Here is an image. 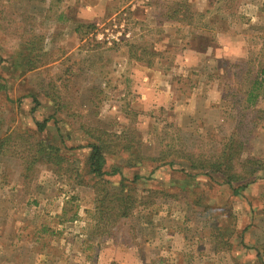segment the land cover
<instances>
[{
  "label": "rangeland",
  "instance_id": "obj_1",
  "mask_svg": "<svg viewBox=\"0 0 264 264\" xmlns=\"http://www.w3.org/2000/svg\"><path fill=\"white\" fill-rule=\"evenodd\" d=\"M172 1L0 0V190L16 182L0 192V264H264V178L235 195L220 185L228 163L210 169L229 147L238 171L264 160V83L246 103L264 81V0H189L193 25L162 15ZM230 45L248 57L222 59ZM196 46L217 61L192 60ZM29 57L42 66L29 70ZM212 86L219 103L205 100ZM93 137L126 179L128 218L101 219L121 176L107 185L88 173Z\"/></svg>",
  "mask_w": 264,
  "mask_h": 264
},
{
  "label": "trees",
  "instance_id": "obj_2",
  "mask_svg": "<svg viewBox=\"0 0 264 264\" xmlns=\"http://www.w3.org/2000/svg\"><path fill=\"white\" fill-rule=\"evenodd\" d=\"M169 4H171V7L168 8V10H166V12L162 14L165 16L166 19L187 25L194 24L197 13L194 11L189 0H173L172 3ZM89 28H93V26H90ZM81 29L82 27L80 26L77 28V30H79V34L81 33ZM130 48H131L130 55L132 59H134L137 62L145 63L148 67H151L153 65V62L150 59H146L145 57H143L142 54L139 55L137 51H134V49H136V46L133 45ZM193 49L201 52L205 51V47L200 48L196 46ZM149 55H151L154 58L158 57V53L155 52H153L152 54L150 53ZM26 65L29 70H34L42 66L38 64V62H36L35 59L28 60ZM260 75H264V68L261 69ZM263 83L264 81L260 79L259 76L254 80V83L249 93V97L246 101L247 106L256 105V102L261 95L258 90L263 89ZM34 110H36L35 107L33 111ZM50 119H46L43 123H37L39 132L45 131ZM108 136L110 137L112 136V134H109ZM113 136L117 137V139H120L121 137L115 134ZM93 139L95 140L90 142L88 145V148L90 149V154L87 159L88 173L93 175L99 181H103L107 185L111 184V182L106 178L118 176V175L121 176L122 175L121 169L119 167H112L110 170L106 168L107 157L109 154H111V152L106 150L108 149V147L104 148L103 146V143H105L104 139L96 138V137H93ZM40 147H41L40 150L42 152H45L43 145H41ZM232 149L234 148L229 147V149H227L226 151H222V153L218 157L219 158L218 162L216 164L211 165L210 169L213 170L215 173L217 172L221 175L224 172L223 167H225L226 166L225 164L228 163L229 166L225 168L226 169L225 172H227L226 173L227 179H225L220 185H227L228 187H232L234 194L237 195L251 183L258 181L261 178H264V176L260 174L262 171H264V160L248 159L245 162L240 161L237 163L238 164L237 166L238 167L240 166L241 171H238L237 169L234 168L235 166L232 167L230 164L231 161L233 160V157L237 155L235 152L232 151ZM53 152H54L53 147H50V150L48 148L47 156L51 157L52 155H54ZM60 160L61 159H59V161ZM188 161L190 162V166H189L190 168L198 169L201 170L202 172H205L207 170V165L204 162L198 164L190 160ZM130 162H132V165L134 166L142 161L139 159V161L135 162V160L130 159ZM169 165L172 166V163H170ZM181 171L184 173L185 169H182ZM153 173L154 171L152 172V174ZM185 173L187 176H189L187 172ZM206 175H208L207 177H209L210 179L212 178L208 173H206ZM140 179H141L140 176H135L132 182H137ZM125 181L126 179L123 176H121V181L119 183V187H120L119 193L115 195H110L111 193H109V191L107 190L105 192L104 197L99 200L100 206H98L97 209L101 215V219L105 220L107 218L108 221L109 220L116 221L121 218H128L131 216L132 207L130 206V204L132 203V201L130 200L131 196L128 194ZM234 182H241L243 184L237 185L235 187L233 185ZM125 191H127V193H125ZM219 234L222 235V231ZM225 244L227 245L229 244L228 240H226Z\"/></svg>",
  "mask_w": 264,
  "mask_h": 264
},
{
  "label": "crops",
  "instance_id": "obj_3",
  "mask_svg": "<svg viewBox=\"0 0 264 264\" xmlns=\"http://www.w3.org/2000/svg\"><path fill=\"white\" fill-rule=\"evenodd\" d=\"M69 2V0H67ZM73 1V0H71ZM74 1H77V0H74ZM68 2H64L63 3V6L64 4L68 3ZM70 4L68 5V8H70ZM71 11L76 15L77 17V14L79 13H76L73 11V9H77L76 7V4L75 5H72V8H70ZM71 19V18H70ZM69 18H67L66 20V24L70 23V20ZM77 19V18H76ZM78 25V24H77ZM79 26H77L78 28ZM76 31V34L79 35V30H74ZM74 34V33H72ZM72 35L69 34V38H68V43H69V40L72 39L71 37ZM244 45H242V48L243 50L242 51H239L238 49H236L234 46H221V52H220V56L222 59H227V60H233V61H238V60H245L247 57H248V54H249V50H246L244 51ZM228 48V49H227ZM188 55L191 57L192 60H194V58H204V60L206 62H210V63H214V61H217V56H216V53H213V50L212 48H209L207 51H197L193 48H191L188 52ZM219 57V56H218ZM187 61V60H186ZM219 86H212V87H209L211 88L210 90H208L207 92V95L205 96V100L208 99L209 101L213 102L214 104L215 103H219L222 99L221 95H220V89L218 88ZM213 104V105H214ZM1 184V183H0ZM4 185V184H3ZM5 187V190L4 188ZM0 190V192H5V191H9V193H14L16 191V182H12L10 181L9 184H7V186H3ZM21 191V189H20ZM5 194V193H4ZM3 194V195H4ZM15 194V193H14ZM1 193H0V202H5V195L3 196ZM17 197L15 198H12V197H9L7 200L10 201L9 204L10 205H14L13 207L9 208L8 212L4 215L5 218H9L11 217L12 215V212L13 211H16V200ZM30 199H27L25 202L26 203H29ZM2 246H1V243H0V263H1V260H2Z\"/></svg>",
  "mask_w": 264,
  "mask_h": 264
}]
</instances>
